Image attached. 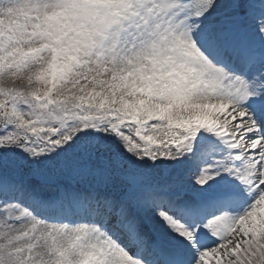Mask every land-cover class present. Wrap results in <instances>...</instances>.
<instances>
[{
	"label": "snow or ice",
	"instance_id": "1",
	"mask_svg": "<svg viewBox=\"0 0 264 264\" xmlns=\"http://www.w3.org/2000/svg\"><path fill=\"white\" fill-rule=\"evenodd\" d=\"M0 264H264V0H0Z\"/></svg>",
	"mask_w": 264,
	"mask_h": 264
}]
</instances>
